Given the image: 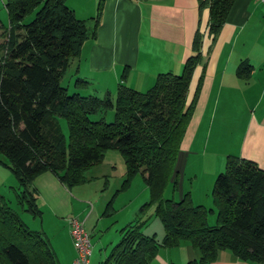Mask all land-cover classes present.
<instances>
[{
  "label": "trees",
  "instance_id": "trees-1",
  "mask_svg": "<svg viewBox=\"0 0 264 264\" xmlns=\"http://www.w3.org/2000/svg\"><path fill=\"white\" fill-rule=\"evenodd\" d=\"M95 16L79 20L66 0H4L8 27L0 24V165L15 176L17 205L33 218L42 213L34 180L51 172L67 189L87 182L85 173L103 162L105 152L118 151L125 164L120 189L107 202L104 216L138 175L149 192L140 208L152 209L164 235H143L136 219L120 230L118 243L98 264H149L161 248L187 243L198 254L187 264H211L221 251L241 261L264 264V170L254 162L227 156L225 169L211 191L212 208L193 206L190 193L176 202L164 198L169 184L177 190L175 162L201 90L202 73L193 98L187 93L195 68L206 65L203 34L197 30L192 54L181 73H161L140 92L120 84L114 96L68 95L64 75L80 59L87 40H95L103 3ZM235 0H199L208 9V36H218ZM33 18L27 21V17ZM253 67L242 62L236 76L246 80ZM124 78V77H122ZM89 83L78 79L76 85ZM114 111L113 122L91 120ZM67 125L66 139L59 124ZM215 215V224L208 218ZM0 264H59L49 240L29 229L0 195Z\"/></svg>",
  "mask_w": 264,
  "mask_h": 264
},
{
  "label": "crops",
  "instance_id": "crops-1",
  "mask_svg": "<svg viewBox=\"0 0 264 264\" xmlns=\"http://www.w3.org/2000/svg\"><path fill=\"white\" fill-rule=\"evenodd\" d=\"M98 3L99 0H66L67 7L79 20L93 18ZM208 19V9L199 10V0H105L96 39L86 41L80 59L69 72L83 77L89 83L86 89L100 87L103 96L106 93L114 96L120 84L139 91L149 89L158 74L181 73L199 30L204 35L201 51L206 65L197 66L192 74L187 104L202 73L204 79L181 150H191L202 125L213 123L215 117L219 123L227 121L235 127L246 121L240 158L259 163L264 170V4L260 0H235L215 40L208 36ZM242 62L253 67L246 80L236 76ZM89 170L85 173L87 179L100 178L89 176ZM124 174L125 169H121L119 179ZM88 183L67 189L51 172L40 174L33 182L42 215L23 222L29 229L47 236L59 264H74L76 258L67 219L82 221L91 236L105 218L103 207L107 196L98 188L95 193H86L84 187ZM94 196L96 201L91 200ZM146 202L143 200L142 205ZM116 216L114 212L112 217ZM133 221L134 214L129 215L121 222V229ZM151 224L159 228L154 218ZM94 250L92 246L90 264ZM103 250L104 257L99 262L107 255L106 247ZM196 258L195 250L184 243L178 248L159 249L149 264H187ZM211 264L255 263L221 251Z\"/></svg>",
  "mask_w": 264,
  "mask_h": 264
},
{
  "label": "rangeland",
  "instance_id": "rangeland-1",
  "mask_svg": "<svg viewBox=\"0 0 264 264\" xmlns=\"http://www.w3.org/2000/svg\"><path fill=\"white\" fill-rule=\"evenodd\" d=\"M32 18L33 15L27 17V21ZM0 24L5 28L8 27V15L4 7V0H0ZM78 79L84 80L83 77L71 71H67L62 78L61 85L66 89L68 95H94L103 98V95H101L103 90L100 87L86 89L85 86L76 85ZM141 90L142 91L140 92H145L148 89ZM208 114L209 113L206 114L205 119H208ZM101 116L104 118L105 122H113L114 111L108 110L102 115H92L90 116V119L93 121L99 120ZM218 121L219 119L215 117L213 123L207 122L206 124H203L200 128L197 141L194 142L192 149L189 151H187V149L180 150L175 162V170L178 172L177 190L173 192L172 185L169 184L165 189L164 198H172L176 202H179L183 199L186 193L191 192L193 206H203L207 209L213 207L210 195L215 179L224 171L227 156L241 157L240 148L244 139L243 129L246 126V121H242L241 125L236 127L227 121H224L223 124ZM59 124L65 138L67 139L68 130L65 120L63 118L59 119ZM255 164L257 166L259 165V163ZM111 169H116V171ZM121 169H125L124 160L121 154L116 150H108L105 152L103 162L91 167L89 170L91 171L88 174L89 176L100 178H94L91 180V178L87 179L85 176L87 183L89 182L88 186L84 187L86 193H95L98 188V190H101L100 193L107 196L103 208H105L106 203L112 198L116 191L120 189L123 179H119L118 173ZM96 174H99L100 176ZM143 187L146 189L145 194L142 192ZM14 189H18V183L15 176L9 169L0 165V195L7 199L10 206L19 214L22 221L29 217L33 218L28 212H23V210L17 205ZM129 189L131 190L127 193H125V191L122 192L124 194H118L121 196L118 197L116 202L114 200L115 203H113V209L114 212H117V216L112 217L114 213H112L111 216H105V218L99 223L97 231L92 233L91 245L95 250L91 264H98L99 259H103V253L105 252L103 249L105 247L106 254L108 255L110 250L118 243L120 239V224L121 222H124L129 215L134 214V221L136 219L141 221L146 219L140 227V231L143 235L155 236L158 240L162 239L164 235L163 227L159 219L152 216L153 211H150V214L147 211L145 213L140 211L143 200H147V202L149 200L148 189L140 175L135 177ZM96 196L98 195L96 194ZM96 196L91 200L96 201ZM93 201L91 202L93 203ZM151 218L155 219L159 228L157 224L156 226L151 224ZM116 221L118 222L116 223ZM208 223L209 225L215 224V215L209 216Z\"/></svg>",
  "mask_w": 264,
  "mask_h": 264
},
{
  "label": "built area",
  "instance_id": "built-area-1",
  "mask_svg": "<svg viewBox=\"0 0 264 264\" xmlns=\"http://www.w3.org/2000/svg\"><path fill=\"white\" fill-rule=\"evenodd\" d=\"M264 4V0H260ZM69 235L76 253L74 264H90L92 254L91 236L82 221L74 217L67 219Z\"/></svg>",
  "mask_w": 264,
  "mask_h": 264
}]
</instances>
